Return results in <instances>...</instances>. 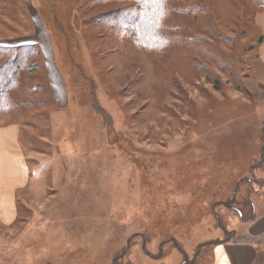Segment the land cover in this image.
<instances>
[{"label": "rangeland", "instance_id": "1", "mask_svg": "<svg viewBox=\"0 0 264 264\" xmlns=\"http://www.w3.org/2000/svg\"><path fill=\"white\" fill-rule=\"evenodd\" d=\"M159 2L138 27L141 0H0V45L29 48L0 127L30 172L0 211V264H208L254 241L264 8Z\"/></svg>", "mask_w": 264, "mask_h": 264}, {"label": "crops", "instance_id": "2", "mask_svg": "<svg viewBox=\"0 0 264 264\" xmlns=\"http://www.w3.org/2000/svg\"><path fill=\"white\" fill-rule=\"evenodd\" d=\"M248 1L256 8H264V0ZM35 37L40 38L41 47L47 54L44 36H39L37 33ZM32 42L34 41L28 40L25 43ZM11 44L18 45L19 42L15 40ZM16 139L17 127L14 124L0 127V176L4 177L1 183L5 185V180H7L9 181L7 185H13L12 189L9 186L0 189L1 212L8 210L9 202H13L14 190L16 186H19L21 176H30L21 150L17 147ZM247 234L253 237V242L249 240L222 241L213 245L208 264H264V213L250 221L247 225Z\"/></svg>", "mask_w": 264, "mask_h": 264}, {"label": "trees", "instance_id": "3", "mask_svg": "<svg viewBox=\"0 0 264 264\" xmlns=\"http://www.w3.org/2000/svg\"><path fill=\"white\" fill-rule=\"evenodd\" d=\"M162 0H160L159 3H161ZM137 2V1H136ZM142 10V17L139 18L138 16H133V19L131 22L133 24L138 25L140 27V24L144 22L145 26L147 25V22H152V18L147 15L145 12L144 6L148 4L140 3L138 4ZM153 7V6H152ZM132 13L133 9L127 10V13ZM123 21L127 22L125 24L131 25L130 19L128 17H124ZM141 21V22H140ZM149 32L151 31V27H149ZM28 50L29 48L27 46H24V48H16V47H8V46H1L0 45V109L4 106L5 100L7 99V93L12 88H14L17 85V72L22 65L23 60V53H26L23 51Z\"/></svg>", "mask_w": 264, "mask_h": 264}, {"label": "snow or ice", "instance_id": "4", "mask_svg": "<svg viewBox=\"0 0 264 264\" xmlns=\"http://www.w3.org/2000/svg\"><path fill=\"white\" fill-rule=\"evenodd\" d=\"M158 2L159 0H141V3H144V4H154Z\"/></svg>", "mask_w": 264, "mask_h": 264}]
</instances>
